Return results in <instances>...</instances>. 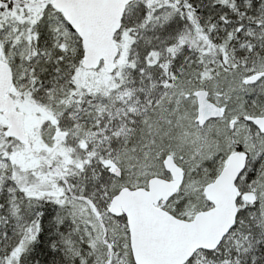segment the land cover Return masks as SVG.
<instances>
[{
  "label": "snow or ice",
  "instance_id": "snow-or-ice-1",
  "mask_svg": "<svg viewBox=\"0 0 264 264\" xmlns=\"http://www.w3.org/2000/svg\"><path fill=\"white\" fill-rule=\"evenodd\" d=\"M0 264H264V0H0Z\"/></svg>",
  "mask_w": 264,
  "mask_h": 264
}]
</instances>
